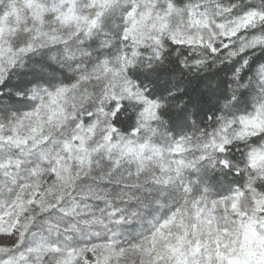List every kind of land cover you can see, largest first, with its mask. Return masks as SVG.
<instances>
[{
	"label": "snow or ice",
	"instance_id": "6c2138e0",
	"mask_svg": "<svg viewBox=\"0 0 264 264\" xmlns=\"http://www.w3.org/2000/svg\"><path fill=\"white\" fill-rule=\"evenodd\" d=\"M0 264H264V0H0Z\"/></svg>",
	"mask_w": 264,
	"mask_h": 264
}]
</instances>
